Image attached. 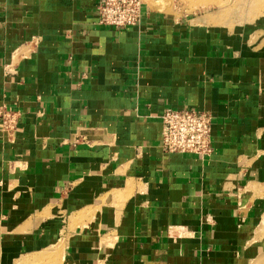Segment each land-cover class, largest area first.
Listing matches in <instances>:
<instances>
[{"label":"crops","instance_id":"crops-1","mask_svg":"<svg viewBox=\"0 0 264 264\" xmlns=\"http://www.w3.org/2000/svg\"><path fill=\"white\" fill-rule=\"evenodd\" d=\"M98 2L0 0V105L19 113L11 137L0 125V264H243L264 215V55L223 11L145 3L115 31ZM168 107L212 116L210 158L163 153Z\"/></svg>","mask_w":264,"mask_h":264},{"label":"built area","instance_id":"built-area-1","mask_svg":"<svg viewBox=\"0 0 264 264\" xmlns=\"http://www.w3.org/2000/svg\"><path fill=\"white\" fill-rule=\"evenodd\" d=\"M144 0H99L97 12L99 25L123 31L141 24ZM163 153L189 154L200 160L213 154L212 116L200 110L183 107L164 109L161 117ZM19 124V113L11 107L0 105L2 131L11 137Z\"/></svg>","mask_w":264,"mask_h":264},{"label":"rangeland","instance_id":"rangeland-1","mask_svg":"<svg viewBox=\"0 0 264 264\" xmlns=\"http://www.w3.org/2000/svg\"><path fill=\"white\" fill-rule=\"evenodd\" d=\"M154 0H144L154 10L170 17L189 15L193 18H213L220 24L226 13L230 27H240L247 45L264 55V0H162L164 7L153 5ZM221 16V17H220ZM218 18V19H217ZM61 258H53V264H61ZM243 264H264V215L253 241L245 248Z\"/></svg>","mask_w":264,"mask_h":264},{"label":"bare ground","instance_id":"bare-ground-1","mask_svg":"<svg viewBox=\"0 0 264 264\" xmlns=\"http://www.w3.org/2000/svg\"><path fill=\"white\" fill-rule=\"evenodd\" d=\"M161 2H162V0H154V1H152V4L157 5V7H159V6L164 7V6H162V4H160Z\"/></svg>","mask_w":264,"mask_h":264}]
</instances>
